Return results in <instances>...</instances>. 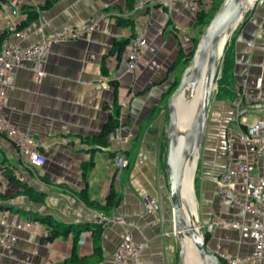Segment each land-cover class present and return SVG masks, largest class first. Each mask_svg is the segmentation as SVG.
<instances>
[{"label": "crops", "instance_id": "obj_1", "mask_svg": "<svg viewBox=\"0 0 264 264\" xmlns=\"http://www.w3.org/2000/svg\"><path fill=\"white\" fill-rule=\"evenodd\" d=\"M137 1L131 4L135 6ZM213 1L203 0V4ZM131 4L130 0H0V39L16 29L25 35L19 40L24 47L33 45L42 34L52 37L69 27L85 28L98 21L94 32L51 46L40 82L36 80L37 66L25 61L6 87L2 114L21 132L41 141L40 151L47 161L41 167L24 165L15 145L0 135V210L8 213V223L17 237L11 250L0 248V264H58L70 258L77 234L51 241L49 228L40 220L44 218L84 230L77 253L89 264H115L126 233L132 234L136 243L147 244L143 264L179 263L166 172L168 113L164 102L175 79L184 76L188 64L180 60L182 53L187 56L194 50L196 17L176 2L172 11L148 9L131 18L134 25H120L117 18L128 15ZM25 7L38 11V18L18 29L28 18ZM253 11L228 42L235 95L225 100L214 97L212 102L210 138L201 154L203 171L197 178L200 193L199 199L196 197L210 249L241 258H250L254 251L250 235L235 229L210 233L208 225L216 218L247 224L257 220L243 211L244 180L237 181L233 200L217 190V180L227 165L225 128L227 132L237 125L240 94L243 90L251 95L264 92V0ZM140 32L148 46L135 73H130L125 53L119 57L114 42ZM116 101L121 107L119 127L99 143L96 139L115 115ZM262 115L264 104L251 106L249 122ZM236 150L249 172L257 174L260 169L254 146L238 143ZM116 153L129 160L118 181L113 161ZM112 188L120 204L107 215L122 223L112 221L103 228L99 258L94 253L92 230L86 229L93 226L95 214L102 212L88 206L81 195L87 190L92 202L105 205ZM145 195L157 201L156 213L146 212ZM28 220L39 227H15V223Z\"/></svg>", "mask_w": 264, "mask_h": 264}, {"label": "built area", "instance_id": "obj_2", "mask_svg": "<svg viewBox=\"0 0 264 264\" xmlns=\"http://www.w3.org/2000/svg\"><path fill=\"white\" fill-rule=\"evenodd\" d=\"M176 2H180L183 8L191 15L197 16L204 10L203 0H138L133 10L128 15L119 17L132 18L137 13L148 9L158 8L162 11H172ZM98 21L85 28H67L62 34L52 37L41 35L40 39L29 47H24L19 40L24 38L22 31L14 29L8 33L2 42L0 51V135L9 139L17 148L24 165L41 167L47 159L41 153V141L21 132L3 114L2 109L6 102V87L14 78L16 69L22 62H32L37 66V82H40L45 73L41 70L54 44L78 40L86 33L94 32ZM261 28L264 30V20ZM148 43L143 32L136 33L131 39L126 50L125 59L130 73H135L142 52ZM264 104V92L255 95L243 90L237 107L236 126L229 128L226 138L227 165L217 180V190L228 199H235L237 181L244 180L246 187L245 203L243 211L255 217L254 224H247L238 220H225L216 218L208 225L210 233L217 229H235L247 233L254 241V251L250 258H241L227 253L217 254L220 261L226 264H245L252 260L253 264H264V115L254 117L251 122V106ZM253 145L255 148L256 163L260 171L251 173L248 166L237 158V144ZM116 168L115 180H119L122 172L129 167V160L124 154H117L114 159ZM144 205L147 213H156L159 209L157 201L145 195ZM8 213L0 210V248L11 250L17 243V237L11 231V225L7 220ZM121 224L120 218H111L104 213H96L93 222L105 227L110 222ZM17 229L34 230L39 227L37 222L28 220L15 223ZM147 244H138L132 234L126 233L119 244L115 264H143L142 255Z\"/></svg>", "mask_w": 264, "mask_h": 264}, {"label": "water", "instance_id": "obj_3", "mask_svg": "<svg viewBox=\"0 0 264 264\" xmlns=\"http://www.w3.org/2000/svg\"><path fill=\"white\" fill-rule=\"evenodd\" d=\"M260 0H224L219 10L204 31L197 46L193 61L183 76L178 88L170 97L167 107L169 125L167 129L168 152L166 172L170 201L173 208L174 233L179 243V263L187 264L186 239H190L205 264H220V260L209 245L199 219L191 221L184 215L183 183L185 170L196 156H200L210 117L217 81L222 67L225 48L229 38L257 7ZM233 29V30H232ZM232 30V31H231ZM230 31L228 40L226 34ZM203 84L202 102L188 131L178 127L175 102L186 90L192 96L196 86ZM199 158V157H198ZM85 234H81L84 239Z\"/></svg>", "mask_w": 264, "mask_h": 264}, {"label": "trees", "instance_id": "obj_4", "mask_svg": "<svg viewBox=\"0 0 264 264\" xmlns=\"http://www.w3.org/2000/svg\"><path fill=\"white\" fill-rule=\"evenodd\" d=\"M220 1L223 2V0H217L215 2L217 4V6L215 7V10H213V13H214L213 16L215 15V13H217V11L221 5ZM131 3H132V0H130V4ZM133 8H134V5L131 4V10H133ZM24 9H25V12L28 14V18L21 26H19L18 29H24V28L30 26L38 18V11L34 10L32 7H25ZM207 19H208V17L205 16L204 14L198 15V19L196 22V28H200L201 33L199 34V38H195L193 40L194 41V50L192 51V53H190L187 56L184 55V53H182V56L180 57V60L186 61L187 64H189L190 61H192V59L194 58L197 46H198L199 41H200V37L203 35L206 27L209 24V21ZM117 20L120 23V25H126V26L134 25V22L131 20V18L118 17ZM134 36H135V34H133L130 39L119 40V41L117 40L114 42L113 49H114V51L118 52L119 57H121V55L123 53H126V50L130 45L131 39ZM3 39H4V36L0 39V51L2 48ZM227 46H228V44L226 45V48H225L224 61L222 64L221 75H220L219 80L217 81V87L215 89L214 97L218 100H225L228 98H232L235 95L234 78H233V59L231 57L229 58V55L227 53L228 52ZM181 78L175 79L174 84L172 86V89L170 91L169 98L173 95L175 90L178 88V86L181 82ZM112 85L114 87H116L115 83H112ZM114 109H115L114 110L115 115L111 116L110 121L103 127L99 137L96 139L99 143L105 142V140L119 127V116H120V112H121V107L118 105L117 101L114 103ZM165 109L168 113V123H169V112H168L167 103L165 104ZM166 147H168L167 135L165 137V148ZM116 155H117V153H116ZM81 196H82V199L84 200V202L88 206L96 208L98 211L104 213L105 215L108 214L109 209L115 208L120 204V197L118 196V194L116 193V191L113 188L111 189V192L106 199L105 205H99V204L92 202L89 198L87 190H84L82 192ZM40 220L45 225H47V227L49 228L50 233H51V238H50L51 241L56 240V239L61 238V237H68L70 235V233H72V232L77 234V236H75L74 249L71 253L70 258H68L65 261L58 263V264H89L86 258H80L78 253H77L78 240H79V236L81 235V233L84 232L83 229L65 226L64 224L60 223L59 221L54 220V219H50V218H44V219H40ZM103 228H104L103 226L93 223L92 227H87V229H86V230H92L94 253L99 258H101V256H102ZM206 238L208 240L207 235H206Z\"/></svg>", "mask_w": 264, "mask_h": 264}, {"label": "bare ground", "instance_id": "obj_5", "mask_svg": "<svg viewBox=\"0 0 264 264\" xmlns=\"http://www.w3.org/2000/svg\"><path fill=\"white\" fill-rule=\"evenodd\" d=\"M252 1V0H249ZM248 8L247 13L250 11ZM233 30V29H232ZM231 30V31H232ZM230 31L226 34L225 40H228L230 36ZM203 94V84L200 83L196 86L192 96L189 90H186L175 102V108L178 115V127L181 131H188L192 125L194 117L196 115V101L197 99H202ZM202 102V100H201ZM198 105V103H197ZM200 108V107H199ZM197 155L193 162L188 164L183 183V202H184V215L191 221H197L199 219L198 205L196 203V191L194 180L196 176V171L198 167ZM187 246V264H205V260L201 257L200 253L192 243L190 239H186Z\"/></svg>", "mask_w": 264, "mask_h": 264}, {"label": "rangeland", "instance_id": "obj_6", "mask_svg": "<svg viewBox=\"0 0 264 264\" xmlns=\"http://www.w3.org/2000/svg\"><path fill=\"white\" fill-rule=\"evenodd\" d=\"M224 1V0H223ZM220 3H221V5H222V2L220 1ZM220 5V6H221ZM217 6V4L215 3V0L212 2V4H209V5H206V6H204V10L202 11V12H200L199 14L201 15V14H204L205 16H207L208 17V21H209V23L211 22V20H212V18L215 16H213V10H215V7ZM220 8V7H219ZM219 10V9H218ZM254 12V11H253ZM198 14V15H199ZM216 14V13H215ZM198 15L196 16V22H197V19H198ZM248 16L246 17V19H244V21L242 22V24L248 19V17H249V15H250V11L248 12V14H247ZM213 16V17H212ZM196 22L194 23L195 25H194V27H195V38H199V34L201 33V29L200 28H196ZM209 25V24H208ZM208 27V26H207ZM206 27V28H207ZM206 30V29H205ZM236 31V30H235ZM234 31V32H235ZM234 34V33H233ZM233 34H232V36H233ZM231 36V37H232ZM202 37V36H201ZM200 37V38H201ZM231 37L229 38V40L231 39ZM229 42V41H228ZM193 43H194V41H193ZM193 45L194 44H192V47H193ZM194 48V47H193ZM228 53V55H229V58L231 57L232 58V53L230 52V51H228L227 52ZM192 61H193V59H192ZM192 61H190V63L187 65V67H186V70H185V73H186V71H187V69L190 67V64H191V62ZM223 61H224V58H223ZM222 64H223V62H222ZM221 64V65H222ZM185 73H184V75H185ZM181 80H182V78H181ZM216 87H217V85H216ZM214 95H215V91H214ZM169 99L170 98H166L165 99V102H164V104H166V103H168V101H169ZM201 100L202 99H197V101H196V105H195V107H196V114L198 113V111H199V107H200V105H201ZM213 100H214V97H213ZM197 103H198V105H197ZM168 125H169V123H168ZM209 125H210V120L208 121V126H207V130H206V134H205V139H204V144H203V147H202V151H201V154L203 153V149H205V146H206V141L210 138L209 137V135L207 134V132H208V127H209ZM235 125V122H232V126H234ZM227 127V126H226ZM223 128V123H221L220 122V129H222ZM227 131H228V129H227ZM225 133H226V137H227V132H226V128H225ZM208 136V137H207ZM225 143H226V141H225ZM201 154H200V156H199V160H198V167H197V171H196V176H195V180H194V185L196 184V188H195V190H196V197H197V199H199V193H200V190H199V183H198V181H197V178L199 179L200 177H201V175H202V168H201V165H202V163H203V160H200L201 159ZM197 181V182H196Z\"/></svg>", "mask_w": 264, "mask_h": 264}]
</instances>
